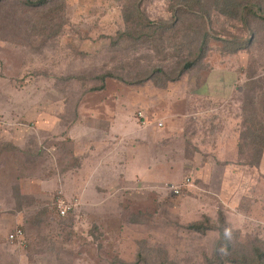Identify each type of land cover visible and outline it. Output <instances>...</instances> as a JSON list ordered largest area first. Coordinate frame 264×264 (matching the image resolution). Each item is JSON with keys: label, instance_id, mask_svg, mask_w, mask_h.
Instances as JSON below:
<instances>
[{"label": "rangeland", "instance_id": "1", "mask_svg": "<svg viewBox=\"0 0 264 264\" xmlns=\"http://www.w3.org/2000/svg\"><path fill=\"white\" fill-rule=\"evenodd\" d=\"M23 1L0 2V117L13 123L0 131V264H211L219 231L202 234L188 227L197 222L219 227L220 217L235 211L217 198L207 199L208 187L186 167L187 160L195 156L199 163L204 154L186 147L181 136L135 144L112 132L100 149V165L91 168L102 167L103 181L91 171L93 195L83 196L79 186L72 188L74 196L65 194L64 201L73 206L64 216L59 214L61 195L43 191L39 180L61 176L73 165L66 141L55 142L57 113L60 128L75 116L77 121L94 116L102 123L94 124L97 141L105 138L99 131L104 127L123 131L132 123L155 125L159 136L165 134V120L178 122L179 134L191 131L201 138L199 144L219 140L225 145L217 155L224 161L218 171L230 169L236 159L253 160L242 133L249 125L244 118L264 120V29L251 51L224 54L222 43L213 40L199 67L172 79L175 62L188 57L185 47L177 46L189 40L186 32L196 36L191 25L165 33L170 42L164 51L154 42L143 43L144 38L137 43L120 35L132 25L125 14L137 11L138 4L145 18L172 22L170 0H50L40 8ZM49 7L56 10L55 19L44 17ZM212 20L215 30L243 33L232 20ZM156 68L171 79L158 73L157 85L148 77ZM9 137L16 147L6 148ZM46 139L49 145L58 144L48 151ZM238 140L249 145L239 144L249 148L242 156L232 148ZM135 152L144 169L169 164L163 174L156 166L149 173L165 177L136 179L135 184L123 180L125 170L135 165ZM13 166L17 169L11 170ZM189 177L193 187L171 194L172 183H186ZM263 182L254 187L256 206L263 204ZM224 220L236 248L251 251L257 243L264 249V228L255 220H242L240 228ZM17 229L22 230V244L10 238Z\"/></svg>", "mask_w": 264, "mask_h": 264}, {"label": "crops", "instance_id": "2", "mask_svg": "<svg viewBox=\"0 0 264 264\" xmlns=\"http://www.w3.org/2000/svg\"><path fill=\"white\" fill-rule=\"evenodd\" d=\"M55 116L57 122V126L55 127L56 130L54 132L56 134L55 142L63 140L66 141V148L70 149L71 160L73 162V165H71V167L66 169L65 171H62L61 176H59L58 174L57 176L52 178L44 177L43 179L39 180V186H41L44 189L43 191H45L46 193L52 194L58 192L62 198L65 197V194L68 197H71L74 196L72 188L79 186L81 188V193L83 196H87L88 193L90 195H93L92 192H89V181H91V179L89 178H91L92 173L95 172L98 176L97 180L103 181L104 174L100 173L102 167H99V162L102 161L103 157L100 158L99 162L97 161V158L100 157V149L104 145V142L110 141V137H113L112 132L117 133L116 135H114L115 137L122 135L123 140H133L135 144L139 142L143 144H148L149 142H153V140L154 142H156L157 138L161 136L162 138H172L173 136H181L186 147L188 145L193 146V152L196 151L199 152V154L201 155L204 154L202 156V160H200L199 163H195V156L193 157L195 160H187V163L189 164H186V167L188 168V170L195 172V174L198 176L203 185L205 187H208V189H206V194L210 196H207V199L217 198L222 201V203L226 204L228 207H231L235 211V214L230 213L229 215H227L229 212L224 213V218H226L227 222L231 223L233 227L240 228L241 226L239 224L242 222V220H246L248 218L250 220H255L257 222L258 227L264 228V191L262 194L263 204L259 202L260 205L256 206L257 202L252 199L254 194V187H256L255 184L258 183V181H264V154L262 159L258 163H254V161L251 159L248 163L244 161L240 162L239 159H236L238 163H232V166L230 165V169L223 168L222 171H218V167L222 166L221 163L224 161L220 160L217 155L223 152L222 149L225 145L220 144L221 141L219 140L217 144L214 143V141H208L210 142V144H205L206 142L202 141L200 144H202V147L204 148H200V144L197 143V140H200L201 138L198 137V139H195L196 135L188 130L182 131L181 134H179V127L176 125L178 122H168L166 124L165 120V122H163L164 124L162 125V128L165 129V134L163 132L159 136H157V130H159L160 128L158 129L155 125H153L152 127L149 126L147 128H143L140 126V124H138L139 126H137L133 125L132 123L131 127H127L126 129H123V131L114 130L112 126L104 127V130L99 131H102V133L104 135L106 134V136L102 140L97 141L93 138V136L97 134V128L94 126V124L102 123L95 120L94 116H83L78 121L75 116L74 119L68 122H63L66 125L64 128H60L59 126V121L61 119L60 113H57ZM2 119H4L5 122L9 124L7 125V127L13 125V123L7 120L5 117H3ZM127 123V120L123 118V125ZM112 124H114V122H112ZM97 127L100 126L98 125ZM1 130H5V128L3 129L2 127H0V131ZM13 139L15 140L16 137H14ZM6 141L7 143H9V146H7L6 148L16 147L15 145H17L16 142L13 143L10 140V137L7 138ZM47 141V139L46 141H44V146H46L47 150L49 151L48 146L51 148L52 145H49V142ZM242 142L243 141L240 142L238 140L237 145L234 144L232 146L235 154L240 156H242V154H244L246 150H249L248 147L246 149H240L239 144L241 145ZM56 144L55 146L53 144L52 147H56ZM135 153L137 154V152ZM211 153H215L214 155H216V157L207 158L206 155ZM204 157L207 159L205 160ZM141 158L142 157L137 154L135 165L131 168L132 170L127 168L125 170V173L123 172V180H126L128 183L130 182L131 184H135L134 181H136V179L144 181L147 177L148 178L146 180L151 178L158 179L159 177H165L160 175H157L156 177L149 175V173L151 172V168L152 170L156 169V164L152 163L150 167L148 166L146 167V169H144V162L141 163ZM229 161L235 162V160ZM97 162L99 165L91 169L94 165L96 166ZM167 165L169 164H157V169L162 170L160 171V174L162 172L168 171ZM224 167L227 166L224 165ZM13 169L15 170L17 169V167L13 166L11 170ZM91 171L93 172L91 173ZM99 175H101L102 177H100ZM189 179L191 180L190 177ZM182 183L185 182H181V184ZM172 185L177 184L172 183ZM189 187L193 186H184L183 189H187ZM170 192L171 194H173L172 190H170ZM211 194H213V196L215 197H212ZM234 224H237L238 226H234Z\"/></svg>", "mask_w": 264, "mask_h": 264}, {"label": "trees", "instance_id": "3", "mask_svg": "<svg viewBox=\"0 0 264 264\" xmlns=\"http://www.w3.org/2000/svg\"><path fill=\"white\" fill-rule=\"evenodd\" d=\"M23 3L31 7L40 8L48 7L51 1L24 0ZM169 5L172 7V16L174 18L172 22L155 23L148 17L145 18L139 10V4L137 11L128 10V14H125V16L127 17V21L132 25H129V29L123 31L120 35H123V38L133 39L137 43L144 38L145 41L143 43L154 42L156 48L164 51L166 50L164 46L165 42L169 40V36H165V33L176 31V29L179 30L178 25H191V28L188 26L189 30H195L196 36L194 35L192 39L190 33L186 32L184 35L189 40L187 42L181 41V45L177 46L179 49L185 47L188 57L175 62L174 73H176V78L172 79H177L184 72L194 67H199L207 57V53L211 50V42L213 40L222 43L220 49L224 54H237L240 51L254 50L255 45L262 38L261 31L264 29V7L260 0H170ZM55 11L54 8L49 7L44 17L48 20L50 14L54 15ZM213 16L220 20H232L238 23V25L233 24L232 26H237L236 29L238 32L243 31V33L237 34L234 33L232 28L225 27L221 30H215L212 28ZM53 18H56V14L51 20ZM259 21H261L260 24H258ZM158 73L167 76L165 71L160 68L153 69L148 75L157 85L161 77ZM167 77L171 79V77ZM102 88L103 86L93 89L101 90ZM244 122V125L247 123L249 125L246 126L247 132L242 133V136L251 145L254 163H258L264 154V120H261L260 117L244 118ZM241 145L249 146L243 142ZM220 219L221 226L219 227L207 226L202 222L191 224L188 227L190 230L202 234L214 228L219 231L220 239L215 249V259L209 261V263L264 264V249L258 246L257 243L251 245V251L241 249L243 246L236 248L226 233L225 229L228 228V224L225 223L223 217H220Z\"/></svg>", "mask_w": 264, "mask_h": 264}, {"label": "built area", "instance_id": "4", "mask_svg": "<svg viewBox=\"0 0 264 264\" xmlns=\"http://www.w3.org/2000/svg\"><path fill=\"white\" fill-rule=\"evenodd\" d=\"M9 125L7 122H5L4 119L0 118V127ZM162 125V123H160ZM191 185V180L188 178L187 182L184 184H177L170 186V190H172L173 194L179 195L183 189L184 186ZM63 199V198H62ZM73 204L71 202H65L64 199L59 201L58 207H59V214L64 216L66 213L72 208ZM10 238L12 240H18L19 244H22V230L17 229L13 233L10 234Z\"/></svg>", "mask_w": 264, "mask_h": 264}]
</instances>
